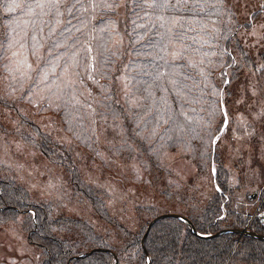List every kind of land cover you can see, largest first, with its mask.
Masks as SVG:
<instances>
[{
	"label": "rangeland",
	"instance_id": "1",
	"mask_svg": "<svg viewBox=\"0 0 264 264\" xmlns=\"http://www.w3.org/2000/svg\"><path fill=\"white\" fill-rule=\"evenodd\" d=\"M107 1L83 0L77 24H70L64 17L67 7H61L57 23L54 9L37 6L49 0H0V185L22 190L33 204L51 205L57 215L91 222L109 241L115 239L113 226L94 214L83 188L97 192L109 217L133 237L157 216H195L214 199L221 226L233 221V211L245 229L253 220L264 226L259 201L264 192V116H257L264 107V39L259 35L264 32V0H222L226 17L231 9L235 20L228 49L215 50L222 38L217 35L206 64L187 54V62L180 64L184 75H170L171 92L180 101L171 126L169 94L161 88L159 95L156 88L163 78L169 85V64H142L132 54L124 62L115 57L111 64H100L104 37L92 32L91 19L88 25L84 19L93 9L102 16ZM13 3L19 6L9 11ZM249 23L258 35H250ZM110 28L115 33L109 48L120 45L122 57L123 37L115 25ZM165 48L169 46L158 48L157 56ZM128 68L139 75L140 89L148 91L133 92L135 78ZM196 81L205 88L199 94L193 88L195 98L176 87ZM253 85H258L255 94ZM147 94L157 97L161 107L151 115L143 107ZM217 104L227 107L230 121L210 148L206 122ZM135 109L139 113L132 122ZM219 120L217 111L213 129ZM219 167L226 193L216 182ZM2 213L0 264L40 261V251L28 241L27 215L11 220ZM28 213L32 218L33 211Z\"/></svg>",
	"mask_w": 264,
	"mask_h": 264
},
{
	"label": "trees",
	"instance_id": "2",
	"mask_svg": "<svg viewBox=\"0 0 264 264\" xmlns=\"http://www.w3.org/2000/svg\"><path fill=\"white\" fill-rule=\"evenodd\" d=\"M79 1L81 2L72 14L74 16H69L68 13L64 16L70 24H77L81 13L79 8L83 0ZM72 2L73 0L63 1L64 7ZM112 2L113 0H108L104 3V7L100 10H104L102 16L93 9L88 14V19H84L85 25H88L91 19L92 32H99L104 37L105 45L101 50L100 64L103 61L105 64H111V60L115 57L116 60L122 58L124 62L126 55L131 56V54L134 60H140L142 64L155 66L169 64V85L163 78L156 88L159 95L164 93L162 89L169 94L171 126L172 120L177 116L175 106L180 101L178 95L171 92L170 75L173 73L184 75L180 64L187 62V54L199 57L201 64H206V60L212 57L211 53L217 48H220L219 51L228 49L230 35L233 34L231 25L235 27L232 11L227 18V12L223 11L225 3H221V0H180L179 5L178 0H155L152 7H149V4L153 0H115L120 5L118 8L105 7V4ZM165 3L170 6H160ZM3 16H0V21L4 19ZM172 18H175V23L172 22ZM110 25H115V29L123 37L122 57L121 51L118 50L120 45H117L115 50L109 48L115 33ZM0 31V39H3L2 27ZM217 35L222 38L215 48L218 43ZM175 45H179V50L182 52L177 58L171 55V47ZM167 46H169L167 52L164 51V54L162 52L161 58L157 56L156 50ZM141 48L145 49L144 54L140 53ZM212 60L215 61V58ZM127 71L133 73L126 72L135 78L133 92L148 91L140 89L139 75L134 73V70L128 68ZM186 73L189 75V72ZM177 86L179 93L188 94V98L194 97L193 88L197 89L198 94L205 88V84L201 81L189 86H185V83L176 84ZM143 107L151 110L150 115L161 108L158 98H153L150 94L144 96ZM138 113L139 109L132 111V122H135ZM190 136L189 138H194V132L190 133ZM177 137L182 139L184 135ZM207 143L209 145V140ZM217 169V185L226 193L229 190L224 171L221 167ZM78 182L79 179L75 176L73 185H76L77 190L81 188ZM80 191L84 199L93 206L94 214L101 221L112 224L115 239H122V242L114 241L113 238L109 241L106 236L97 232L96 226L91 222L78 217L57 215L51 205L31 203L27 194L14 186L7 183L0 185V212L7 214L6 219L14 220V216L22 213L29 219L26 225L28 241L41 253V260L35 264H264V241L247 234L223 232L245 229V224L233 211L229 212L234 217L233 221L221 226V223L216 221L219 215L217 199L209 201L204 211L186 217L194 231L189 224L174 217L159 219L149 227L155 217L149 224H142L137 237H133L122 224L109 217L103 198L101 199L97 192L90 187ZM263 194L264 192L259 198L260 209H264ZM30 210L33 211L32 218H29ZM247 230L264 235V226L256 220L250 223ZM116 242L117 244H114Z\"/></svg>",
	"mask_w": 264,
	"mask_h": 264
},
{
	"label": "snow or ice",
	"instance_id": "3",
	"mask_svg": "<svg viewBox=\"0 0 264 264\" xmlns=\"http://www.w3.org/2000/svg\"><path fill=\"white\" fill-rule=\"evenodd\" d=\"M77 3H79V0H73L72 3L68 4L67 5V11H68V14L69 16H72V13H73V9L76 8V5ZM180 3V0H178V5ZM221 3H222V0H221ZM155 4V0H153V2L151 4H149V7H152L154 6ZM19 5L17 4H10L8 6V10L11 11L13 8L15 7H18ZM38 7H41V8H44L45 6H47L48 8L50 9H54L56 11V16H57V23H60V17L63 16V13L60 11L61 7H64L65 5L63 4V0H49V2L47 3V5L45 4H38L37 5ZM120 5L119 3H116L115 0H113V2L111 4H105V7H109V8H118ZM160 6H163V7H168L170 5H168L167 3H165L164 5H160ZM84 6L83 4H80V8L82 9ZM93 7H95V5L93 4ZM229 12L231 13V9H229ZM161 19H163V17H160ZM172 22L175 23V18H172ZM70 23V21H69ZM248 26L252 27L253 28V32L250 34V35H258V33L255 31V25L254 24H251L249 23ZM261 29H264V23H262L260 25ZM261 39H264V32H261L259 33ZM227 38V37H225ZM165 52H167V49H163ZM88 51L90 52L91 49L90 47L88 48ZM224 51H227L226 49ZM223 54V53H222ZM171 55L173 56V58H177L179 56L182 55V52L180 50H176V51H173L171 53ZM23 63V61H22ZM191 63V61H190ZM29 68H31V65L29 64L28 65ZM42 77L44 79H47V73L46 72H42L41 73ZM222 75H224V73H222ZM90 79H93V77L90 75L89 76ZM253 94H255L256 92V88L258 87V85H253ZM217 111L220 112V120L218 123H216V126L215 128L213 129L212 128V124L214 122V117L217 113ZM209 116H210V119L206 122L207 123V126H208V139H209V147L211 148L212 145L216 144L217 141L220 139L219 136L215 135L216 133H219L222 131V129H226L227 126L229 125V121H230V116H229V112H228V109L227 107H224L223 109L220 108L219 104H217L215 107H213L210 112H209ZM257 116H264V107L261 108V111L260 113L257 114ZM212 171L215 172L216 169L215 167L212 168Z\"/></svg>",
	"mask_w": 264,
	"mask_h": 264
},
{
	"label": "water",
	"instance_id": "4",
	"mask_svg": "<svg viewBox=\"0 0 264 264\" xmlns=\"http://www.w3.org/2000/svg\"><path fill=\"white\" fill-rule=\"evenodd\" d=\"M165 217H174V218H178V219L184 221L185 223H187V224H189V225L191 226V224L189 223V221H188L186 218H184V217H182V216H180V215H177V214H165V215H160V216L156 217V218L150 223L149 227H150L155 221H157V220H159V219H162V218H165ZM191 229H192V231H194L193 228H192V226H191ZM231 231H233V232H237V233H240V234H247V235L252 236V237H254V238L258 239V240L264 241V235L256 234V233L251 232V231H249V230H247V229L226 230V231H223V232H231ZM221 233H222V232H221Z\"/></svg>",
	"mask_w": 264,
	"mask_h": 264
},
{
	"label": "built area",
	"instance_id": "5",
	"mask_svg": "<svg viewBox=\"0 0 264 264\" xmlns=\"http://www.w3.org/2000/svg\"><path fill=\"white\" fill-rule=\"evenodd\" d=\"M260 220L263 221L264 220V215L260 216Z\"/></svg>",
	"mask_w": 264,
	"mask_h": 264
}]
</instances>
